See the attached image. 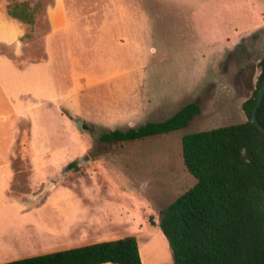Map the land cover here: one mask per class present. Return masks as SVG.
<instances>
[{
  "label": "rangeland",
  "instance_id": "374dc122",
  "mask_svg": "<svg viewBox=\"0 0 264 264\" xmlns=\"http://www.w3.org/2000/svg\"><path fill=\"white\" fill-rule=\"evenodd\" d=\"M64 5L67 62L58 67V84H65L67 94L58 104L72 121L67 139L64 133L66 146L75 164L84 154L98 160L76 165L105 171L108 189L96 204L129 209L135 226L121 231L141 240L144 260L170 264L167 239L155 226L160 212L195 184L182 161V137L246 121L242 104L253 96L261 74L264 1L64 0ZM189 103L198 104L200 113L184 129L126 143L99 138L112 128L164 121ZM77 119L85 126L82 133ZM52 166L48 185L60 182V166Z\"/></svg>",
  "mask_w": 264,
  "mask_h": 264
},
{
  "label": "crops",
  "instance_id": "0c3cea01",
  "mask_svg": "<svg viewBox=\"0 0 264 264\" xmlns=\"http://www.w3.org/2000/svg\"><path fill=\"white\" fill-rule=\"evenodd\" d=\"M21 3L36 7L31 25L8 13L9 5ZM67 16L64 0H0V264L134 236L121 231L135 226L127 207L96 204L108 189L104 170L66 169L77 160L66 146L72 121L58 104L67 94L58 84V67L67 62ZM57 153L58 159L50 157ZM52 165L60 166V182L48 185ZM135 238L142 264H156L144 260Z\"/></svg>",
  "mask_w": 264,
  "mask_h": 264
},
{
  "label": "trees",
  "instance_id": "16d2710c",
  "mask_svg": "<svg viewBox=\"0 0 264 264\" xmlns=\"http://www.w3.org/2000/svg\"><path fill=\"white\" fill-rule=\"evenodd\" d=\"M35 9L21 3L9 5L8 13L31 25ZM260 68L253 96L242 104L246 121L182 137V161L195 184L160 212L158 223L172 264H264V135L251 121L264 77V53ZM199 113V105L189 103L164 121L110 130L99 138L105 143H126L166 135L186 128ZM257 120L264 127V99ZM67 168L79 170L74 162ZM106 263L142 264L136 238L127 236L2 264Z\"/></svg>",
  "mask_w": 264,
  "mask_h": 264
},
{
  "label": "water",
  "instance_id": "95a60500",
  "mask_svg": "<svg viewBox=\"0 0 264 264\" xmlns=\"http://www.w3.org/2000/svg\"><path fill=\"white\" fill-rule=\"evenodd\" d=\"M263 99H264V77L262 79V82L260 84V88L258 90L255 106H254L252 113H251L252 123L255 125L257 130L264 135V127H262L257 120V110L261 106ZM76 126H77L79 132L82 133L83 125H82V122L80 119L76 120ZM85 162H91V159L88 155H84L83 157L78 159V161H76V164L85 163Z\"/></svg>",
  "mask_w": 264,
  "mask_h": 264
}]
</instances>
